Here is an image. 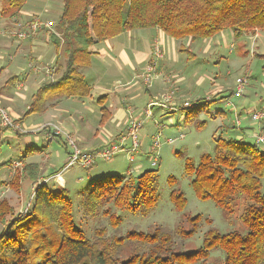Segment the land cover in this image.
I'll return each mask as SVG.
<instances>
[{"label": "trees", "instance_id": "trees-1", "mask_svg": "<svg viewBox=\"0 0 264 264\" xmlns=\"http://www.w3.org/2000/svg\"><path fill=\"white\" fill-rule=\"evenodd\" d=\"M137 29H158L179 41L208 40L224 31L235 39L264 34V0H63L59 37L53 36L52 44L57 53L61 49L65 70L59 80L39 88L27 114L40 112L46 100L88 97L91 87L79 70L89 63L88 48ZM200 105L195 102L184 110L196 115ZM244 136L214 138L213 154H203L196 167L189 160L185 164L198 198L211 199L231 219L239 214L242 231L220 234L210 229L192 251L179 248L172 233L161 227L110 237L100 229L89 240L75 225L66 189L42 184L34 188L33 205L23 214L0 201V264H207L216 250L224 254L222 264H264V150L244 142ZM156 178L155 170H146L137 178L98 181L81 201L82 210L94 216L105 206L101 214L116 228L119 218L110 205L147 214L157 202ZM19 179L15 173L11 184ZM170 198L179 210L184 207L181 193L173 191ZM197 219L186 218L191 228L179 227L181 237H192Z\"/></svg>", "mask_w": 264, "mask_h": 264}, {"label": "rangeland", "instance_id": "rangeland-1", "mask_svg": "<svg viewBox=\"0 0 264 264\" xmlns=\"http://www.w3.org/2000/svg\"><path fill=\"white\" fill-rule=\"evenodd\" d=\"M57 3H61L60 0H49V7ZM39 9L44 8L41 6L38 11ZM181 41L189 51L195 54V59L184 66L188 68L189 81L192 80L193 84L196 79L204 78L205 88L202 84L188 96L187 100L191 104L201 102L198 108L200 111L195 115L182 109L172 114L162 115L156 118V125L151 120L146 121L138 135L140 153L136 156L134 164L130 163L127 152L120 150L107 161L98 159L89 169L73 165L62 175L65 189L73 205L75 225L84 231L89 240H93L97 230L100 229H103L105 235L110 237L116 234L123 236L128 231L147 232L155 227H161L172 233L179 248L192 251L202 245L204 235L210 229L220 234L231 230H243L238 220L239 214L235 216V219H231L211 199L198 198L191 186L193 175L187 174L185 164L186 160H189L190 164L196 167L203 154H213L214 138L228 140L235 139L238 135L242 137L240 130L243 128H246L244 129L248 134L246 137H249H244V142L254 143L253 133L255 135L258 132L253 131L258 123L250 119L249 113L264 111V34L258 32L256 35H244L235 39L231 32L224 31L208 40L190 41L189 38H185ZM2 53L3 50H0V55ZM179 56L180 60H185V53ZM6 66V60H0V68ZM28 68L26 62L24 70H29ZM237 79L244 80L240 97L233 96ZM171 90L174 92V89ZM210 100L212 102H209ZM157 109L159 108L154 107V110ZM29 114L32 118L37 116V113ZM186 115L188 118L185 121ZM237 116L240 120V130L234 127ZM159 128L161 139L156 151L158 162L153 166L154 153L151 152L150 146ZM28 129V125L20 124V133L12 129L1 128L0 130V201L5 200L7 205L14 207L15 213L22 212V214L33 205L31 198L34 189L31 191L30 179L19 181L18 187L7 186L11 179L8 175L11 162L18 157H23L27 151L28 155L33 153V160L44 164L45 167L48 165L50 171H53L51 169H57L62 165L63 158L59 154H64L63 145L58 139L51 144H43V142L36 144L34 142L36 135ZM262 130L264 133V127ZM180 134L183 135L182 138L178 137ZM112 135L116 136L114 131ZM165 139H172L173 142L166 143ZM114 145L118 144L111 140L101 148ZM30 147L37 149L29 151ZM43 147L46 149L44 155L40 152ZM259 148L264 150L263 145ZM146 170L157 172L155 182L157 202L147 214L121 210L110 205V212L119 218L118 226L113 228L109 218L101 214L105 206L94 216H88L83 212L81 201L98 181L112 176L131 175L137 178ZM168 178H172L171 183L168 182ZM47 186H54V183L50 181ZM55 188L60 189L58 186ZM173 191L181 193L185 200L181 210L170 198V193ZM194 217H198L194 223V233L192 237L184 239L177 229L179 227L190 229L191 225L185 220ZM2 229L3 225L0 224V232ZM223 259V252L216 250L210 253L207 264H222Z\"/></svg>", "mask_w": 264, "mask_h": 264}, {"label": "crops", "instance_id": "crops-1", "mask_svg": "<svg viewBox=\"0 0 264 264\" xmlns=\"http://www.w3.org/2000/svg\"><path fill=\"white\" fill-rule=\"evenodd\" d=\"M60 2L50 8L49 0H0V30H15L18 24L25 25L35 17L53 24L52 28L43 29L32 39L24 41L8 39L0 34V50H3L0 60H6L8 66L0 68V105L8 110L19 125L29 126L28 130L36 135V144H51L58 139L64 151V154H59L63 158L61 167L51 169L53 171H50L48 165L45 167L33 160V153L28 155L27 151L23 157L14 159L8 171L11 176L7 184L9 188L12 185L18 187L21 180H29L24 175L34 177L31 180V191L38 185H48L50 181L54 183V186H49L52 189H56V186L65 188L62 175L66 170L60 175L62 183L58 182L56 175L64 168L71 153L64 134H68L84 152L98 150L111 140L124 145L123 150L127 151L130 146L127 137L130 118L143 119L144 123L151 120L156 125L157 117L182 110V104L188 100V96L202 84L204 86L203 77L196 79L193 84L192 80L189 81L188 68L184 66L195 59V54L182 41L175 42L158 29L131 30L88 48L89 63L79 69L85 82L91 87L88 97L46 100L42 110L37 113L38 118H32L27 112L35 93L44 83L59 80L65 70V57L61 49L57 53L52 44L53 36L59 37L56 26L63 0ZM41 6L44 9L38 11ZM129 32L133 34L129 35ZM155 42L162 51V57L158 61L153 56ZM184 53L183 61L179 59V55ZM26 62L29 70L25 71ZM153 62L156 63L153 79L149 85H145L143 75L147 66ZM30 64L40 71L30 68ZM171 89L175 92L172 102L153 106L152 118H144L150 101L160 100ZM154 107L159 109L154 110ZM48 125L58 127L63 134L51 137L53 131L46 127ZM263 127L258 124L253 132L261 133ZM244 129L246 128L240 130V135L246 137L248 134ZM113 131L115 137L112 135ZM33 149L37 148L30 147L29 151ZM40 152L44 155L45 147ZM15 173L19 174L20 179L11 184Z\"/></svg>", "mask_w": 264, "mask_h": 264}, {"label": "built area", "instance_id": "built-area-1", "mask_svg": "<svg viewBox=\"0 0 264 264\" xmlns=\"http://www.w3.org/2000/svg\"><path fill=\"white\" fill-rule=\"evenodd\" d=\"M53 27V24L51 22H43L39 18L35 17L31 22H28L25 25L18 24L16 26L15 30H0V34L4 35L8 39L17 40V41H24L32 39L36 34L43 30V29H50ZM153 56L155 61H158V59H161L162 52L159 44L155 42L153 46ZM156 63L153 62L152 64L148 65L145 73L143 75V83L145 85H149L150 82L153 79L154 76V69H155ZM30 68H32L35 71H40L38 68H36L34 65L30 64ZM48 73L49 70H48ZM47 74V73H46ZM167 82L168 79H167ZM244 86V80L237 79L236 80V91H234L233 96L234 97H240L242 88ZM174 92L172 90H169L167 93H165L160 100H151L150 103L147 105L145 109V117L147 119L152 118L151 109L153 106L157 104H170L173 100ZM191 104L188 101H184L182 104V108H188ZM174 109V108H172ZM234 110V108H233ZM249 117L252 121L257 122L258 124H264V111H252L249 113ZM145 120H139L130 118V121L127 125V137L130 140V146L127 149L128 158L131 164L135 162L136 156L139 154V132L142 128V124ZM236 125H240V120H235ZM264 126V125H263ZM46 127H49L52 129L53 134H51V137L57 135V134H63V132L56 126L48 125ZM0 128L2 129H12L15 132H20V125L16 120H14L10 113L3 107L0 106ZM158 133L154 136L152 143H151V152L154 153V157L152 160V165L155 166L158 162L157 157V149L160 145V139H161V133L160 128L158 129ZM66 138V143L71 148V153L68 156V160L62 168V170L56 174L58 182L62 183V179L60 175L63 173V171L67 170L69 167L73 165H77L81 168H91L95 162L98 159L102 160H109L113 156V154L117 151L123 150L124 145H114L109 148H100L98 150L92 151V152H84L82 151L73 141V139L68 135L64 134ZM178 137L182 138L183 135L180 134ZM254 139V144H256L258 147L260 145L264 146V133L261 131V133H257L253 135L252 137ZM172 139H167L166 143H172Z\"/></svg>", "mask_w": 264, "mask_h": 264}]
</instances>
